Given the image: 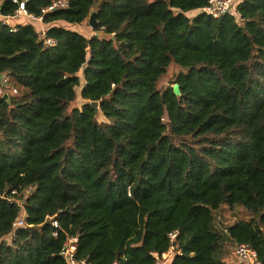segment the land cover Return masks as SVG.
<instances>
[{
    "label": "trees",
    "instance_id": "16d2710c",
    "mask_svg": "<svg viewBox=\"0 0 264 264\" xmlns=\"http://www.w3.org/2000/svg\"><path fill=\"white\" fill-rule=\"evenodd\" d=\"M0 1L39 16L54 0ZM207 2L70 0L45 35L0 17L18 89L0 96V264H66L75 236L90 264H162L175 230L167 264H237V243L264 264V0L220 18ZM92 12L94 34L73 29ZM225 206L248 213L228 232Z\"/></svg>",
    "mask_w": 264,
    "mask_h": 264
},
{
    "label": "built area",
    "instance_id": "2783aa9c",
    "mask_svg": "<svg viewBox=\"0 0 264 264\" xmlns=\"http://www.w3.org/2000/svg\"><path fill=\"white\" fill-rule=\"evenodd\" d=\"M241 2L242 0H208L207 4L204 7H202L201 11L205 12L206 14L214 18H220L225 15L237 16L238 6ZM69 6H70V0H54L50 5H48L47 7L41 10L42 12L41 15L37 16L35 14L29 13L28 10L25 8V6L21 4L20 8L17 9L16 13L13 16L11 15L3 16L4 22L9 24L12 18H18V17H23L24 20L43 22L44 15L47 12L61 8L62 9L68 8ZM11 26H12V30L14 31L17 30L16 26L14 25ZM47 30L48 27L43 26L42 32L44 35L47 32ZM44 40L46 46H54L57 44V41L51 37H45ZM9 92L17 93L18 89L12 87L11 76L9 73L0 72V96H3L6 93L10 95ZM13 193H16V190L13 191ZM219 220L221 221L220 216H219ZM17 224L20 226L24 225L25 224L24 218H20L17 221ZM53 224L55 228L59 227L58 220H54ZM220 226L225 232H228V226L223 227L221 225V222H220ZM55 234L57 233L55 232ZM177 235H178V230H175L172 233H170L169 250L164 252L159 257V260L162 261V264H167L168 261H170V259L173 257V255L176 252L178 253L182 252V249L178 248V246L176 245ZM77 241H78V237L76 236L69 238L67 244L64 246L62 250V255L65 258L66 264H90L87 261V259H81L77 257ZM234 254H235L234 261L237 264H262L257 251L249 243H237L235 246Z\"/></svg>",
    "mask_w": 264,
    "mask_h": 264
},
{
    "label": "rangeland",
    "instance_id": "374dc122",
    "mask_svg": "<svg viewBox=\"0 0 264 264\" xmlns=\"http://www.w3.org/2000/svg\"><path fill=\"white\" fill-rule=\"evenodd\" d=\"M189 14H194V13L190 12ZM72 27H73V29L80 31L81 33H83L87 36H90V35L95 33L94 27L90 23V16L81 24H77V25H74ZM179 71H180V68L177 65L172 64L170 66V68L168 69V72L161 78L159 86L160 87H166V86L172 84L173 79L179 73ZM80 91H81V88L78 89V98L73 103L74 106L81 107L82 104L85 102L80 95ZM100 120H104V117L100 116ZM247 214L248 213L243 208L237 207L234 209V208H231L229 206H225L223 209H221L219 211V216L221 219V221H220L221 225L223 227L228 226L229 224L237 221L238 219H240L242 217H244V218L248 217ZM234 249L235 248H233V250Z\"/></svg>",
    "mask_w": 264,
    "mask_h": 264
},
{
    "label": "water",
    "instance_id": "95a60500",
    "mask_svg": "<svg viewBox=\"0 0 264 264\" xmlns=\"http://www.w3.org/2000/svg\"><path fill=\"white\" fill-rule=\"evenodd\" d=\"M90 23H91V25H92L94 28H95V27L97 26V24H98V21H97V18H96V16H95V13H94V12H92L91 15H90ZM3 97H4V98H10V95H9L8 93H6V94L3 95ZM101 103H102V101H101V102H96V101H92V102H91L92 106L95 108L96 111L99 110V104H101Z\"/></svg>",
    "mask_w": 264,
    "mask_h": 264
},
{
    "label": "crops",
    "instance_id": "0c3cea01",
    "mask_svg": "<svg viewBox=\"0 0 264 264\" xmlns=\"http://www.w3.org/2000/svg\"><path fill=\"white\" fill-rule=\"evenodd\" d=\"M0 17H1V19H3V21H4V17L1 16V15H0ZM17 19H21V20H16V18H12V19L10 20L9 24H10V25L17 26L18 23H24V22H23V18L19 17V18H17ZM11 21H12V22H11ZM36 23H37V25H38L39 27L43 28V27H42L43 25H42V23H41L40 21H37Z\"/></svg>",
    "mask_w": 264,
    "mask_h": 264
}]
</instances>
